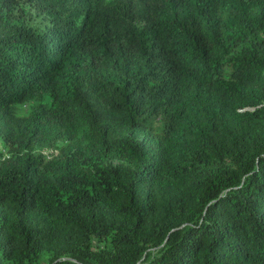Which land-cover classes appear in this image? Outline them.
Here are the masks:
<instances>
[{
  "label": "trees",
  "instance_id": "obj_1",
  "mask_svg": "<svg viewBox=\"0 0 264 264\" xmlns=\"http://www.w3.org/2000/svg\"><path fill=\"white\" fill-rule=\"evenodd\" d=\"M0 143V264H264V0H0Z\"/></svg>",
  "mask_w": 264,
  "mask_h": 264
},
{
  "label": "rangeland",
  "instance_id": "obj_2",
  "mask_svg": "<svg viewBox=\"0 0 264 264\" xmlns=\"http://www.w3.org/2000/svg\"><path fill=\"white\" fill-rule=\"evenodd\" d=\"M25 11H27V10H25ZM26 15H28V13H25ZM27 108H28V106L27 105H23V106H21V113H24L25 112V110H27ZM1 143H0V150H1ZM107 164H112V165H115V164H117V163H124V162H122V161H118V160H110V161H107L106 162Z\"/></svg>",
  "mask_w": 264,
  "mask_h": 264
}]
</instances>
